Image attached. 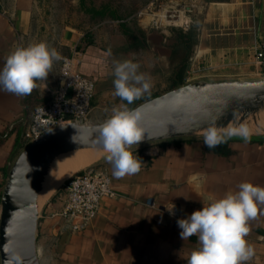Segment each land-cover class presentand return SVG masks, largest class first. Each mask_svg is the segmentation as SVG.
<instances>
[{"label":"crops","instance_id":"1","mask_svg":"<svg viewBox=\"0 0 264 264\" xmlns=\"http://www.w3.org/2000/svg\"><path fill=\"white\" fill-rule=\"evenodd\" d=\"M207 9L209 22L196 35L190 68L205 67V77H264V64L254 58L256 46L264 44L260 39L264 35V0H223L211 2ZM30 17V9L18 0L0 2V69L14 48L21 46ZM125 46L124 51L112 50L95 33L87 36L75 28L61 33L60 48L68 54L77 49L80 72L95 83L91 109L103 113L104 106L112 109L123 103L113 95L114 61L138 62L139 71L152 77L137 50ZM167 63L165 56L153 60L155 69ZM59 64L54 63L48 78L38 81L39 87L30 95L0 90V192L6 166L26 145L23 130L33 108L47 103L59 84ZM154 80L151 78L150 92L135 101L140 103L167 85L166 78L156 84ZM131 151L144 162L138 174L115 178L105 155L93 164L110 176L115 196L103 199L97 214L80 230L71 229V221L52 214L59 205L63 184L49 197L45 195L44 200H48L39 206L36 231L39 260L42 254L49 264H187L186 257L198 240L196 236L182 240L176 221L226 192L238 190L241 182L264 186V136H251L248 142L232 138L211 149L205 147L203 136L172 138L134 146ZM101 153L87 157L79 167L94 163ZM173 205L174 215L169 212ZM249 223L251 231L246 239L255 255L247 264H264V214Z\"/></svg>","mask_w":264,"mask_h":264},{"label":"water","instance_id":"2","mask_svg":"<svg viewBox=\"0 0 264 264\" xmlns=\"http://www.w3.org/2000/svg\"><path fill=\"white\" fill-rule=\"evenodd\" d=\"M140 108L145 139L139 144L203 136L215 124H246L264 136V77L194 80L147 98ZM106 120V119H105ZM100 122H67L24 145L6 166L0 192V264H41L36 251L39 195L60 155L98 148ZM26 154V155H25Z\"/></svg>","mask_w":264,"mask_h":264},{"label":"clouds","instance_id":"3","mask_svg":"<svg viewBox=\"0 0 264 264\" xmlns=\"http://www.w3.org/2000/svg\"><path fill=\"white\" fill-rule=\"evenodd\" d=\"M61 59L60 53L45 41L16 46L0 69V90L30 95L39 87L38 81L46 80L54 63ZM113 63V95L127 103L112 107L111 115L94 127V143L102 146L113 176L123 178L138 174L144 163L131 151L145 139L141 111L129 105L150 92L153 84L148 74L139 71L138 62L126 59ZM251 135L250 128L243 123L224 128L212 124L203 130L204 145L209 149L232 138L248 142ZM237 189L176 221L182 240L193 236L198 240L197 247L186 257L187 264H247L254 257V247L246 237L251 231L249 222L264 214V186L245 181ZM173 208L174 205L169 212L174 215Z\"/></svg>","mask_w":264,"mask_h":264},{"label":"rangeland","instance_id":"4","mask_svg":"<svg viewBox=\"0 0 264 264\" xmlns=\"http://www.w3.org/2000/svg\"><path fill=\"white\" fill-rule=\"evenodd\" d=\"M6 1L7 0H0L3 4H6ZM18 1L20 4H23L25 7L30 9L31 12L29 24L23 32L24 38L21 45L27 46L30 43L45 41L50 47H54L62 57L68 55V53H65V49L63 50L60 48V35L64 30L75 28L81 33L89 35L95 33L101 43L107 45L112 50L119 51L126 50L125 48L127 47L125 45L132 41V35L130 36L129 33H125L124 28H121L119 25L120 23H126L128 27L134 30L133 33L137 36H140L139 31H142L147 38L146 45L141 46L142 44L140 42L138 44H136V42V45L130 50H137L140 56V61L144 64V68L147 71H150V74H153L150 78L155 79L154 81L156 84L157 81L165 80V78L170 75L172 69L169 60L166 66L164 64L156 69L155 66H153L154 59L159 61V58H162L163 56L167 57V46L173 41L172 31L176 29L185 30L192 27L197 35L199 28L203 24L209 22L206 18L208 10L207 6L211 4V2L214 3L223 0ZM96 11H102L103 14H97ZM261 25H263L261 27L264 28V18ZM263 28L261 29L263 30ZM260 39L263 40L264 35L261 34ZM195 45L193 46L186 68L188 70L187 73H185V78L187 80L185 79L183 83L202 79H226L225 77L218 76L205 77L202 76L203 72H196L195 68H190L189 63L193 61ZM165 90H168L167 85L165 88H157L153 93H162ZM93 103H95V94L92 105ZM112 106H114V104ZM109 109L110 107L104 106L103 113L98 111L96 108L91 109L87 122H100L107 119L111 115V109ZM92 154L93 152L84 153L79 162L65 169L59 176V179H62L61 183L57 187L55 186L56 188L52 187L47 190L45 192L46 197H49L53 191L61 186L65 179L74 172V169L78 168L79 165H81V163H83V161H85V159L90 157ZM100 155L101 156L93 164L98 163V161L103 158L105 153L103 152ZM66 156L69 155L66 154ZM47 200L48 198L42 201L40 203V207L43 206ZM39 256L41 264H49V262L44 259L45 255L39 254Z\"/></svg>","mask_w":264,"mask_h":264},{"label":"built area","instance_id":"5","mask_svg":"<svg viewBox=\"0 0 264 264\" xmlns=\"http://www.w3.org/2000/svg\"><path fill=\"white\" fill-rule=\"evenodd\" d=\"M254 52L255 61L263 65L264 44L256 46ZM79 56V51L73 49L60 60L59 84L47 103L37 104L33 108L30 120L23 130L25 144L64 123L88 121L95 83L92 78L80 72ZM204 68L199 66L196 72H203ZM61 189L59 205L52 214L71 221L70 228L76 231L94 218L103 199L115 196L110 176L96 165L71 174L65 179Z\"/></svg>","mask_w":264,"mask_h":264},{"label":"trees","instance_id":"6","mask_svg":"<svg viewBox=\"0 0 264 264\" xmlns=\"http://www.w3.org/2000/svg\"><path fill=\"white\" fill-rule=\"evenodd\" d=\"M97 14H103L102 11H96ZM121 28H124L125 33L132 35V41L127 44L128 47L132 48L139 42L141 46H145L147 43L146 35L140 32V36H137L133 33V29L128 27L126 23L119 24ZM173 41L170 45L167 46V54L170 65L172 66L170 75L166 78L167 88L171 89L183 83V78L186 72L187 64L192 53L193 46L197 42L196 32L192 27H189L185 30L176 29L173 30ZM133 33V34H132ZM88 36V34H87ZM137 42V43H136ZM136 43V44H135ZM157 93H153L148 97H153ZM127 103L126 101H122ZM138 104L137 101H134L130 108ZM168 140V139H167Z\"/></svg>","mask_w":264,"mask_h":264},{"label":"bare ground","instance_id":"7","mask_svg":"<svg viewBox=\"0 0 264 264\" xmlns=\"http://www.w3.org/2000/svg\"><path fill=\"white\" fill-rule=\"evenodd\" d=\"M86 152H93V154H97L99 152H103V150L98 149V148L81 149V150H76V151L64 153V154L60 155L58 158H56V160L54 161L53 165L50 168L49 174L47 175L46 180H45L44 185H43V188H42V190L40 192L39 204L42 201H44L45 192H46V190L48 188V185H49V188L55 187L56 184H57V181L59 179L60 174L65 169H67V168L71 167L73 164L79 162V160L83 157V154L86 153ZM66 154L69 155V156H66ZM92 164L93 163H88V164H86V165H84L82 167L75 168L73 173H75L76 171H78L80 169L88 167V166H90Z\"/></svg>","mask_w":264,"mask_h":264}]
</instances>
